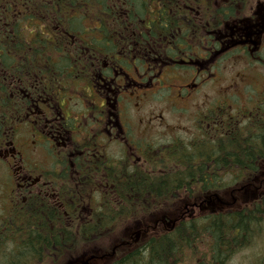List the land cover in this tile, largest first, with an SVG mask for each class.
Instances as JSON below:
<instances>
[{
  "label": "flooded vegetation",
  "instance_id": "obj_1",
  "mask_svg": "<svg viewBox=\"0 0 264 264\" xmlns=\"http://www.w3.org/2000/svg\"><path fill=\"white\" fill-rule=\"evenodd\" d=\"M117 1L121 14L89 16L64 45L55 15L26 23L24 13L0 15V228L38 245L40 254L18 256L30 264H74L75 229L99 225L116 239L128 199L138 211L141 196L184 181L188 162L204 185L196 202L183 200L185 215L216 214L237 201L235 191L229 202L207 189V181L233 176L220 173L225 160L244 166L245 181L264 182V144L255 162L249 143L235 141L264 96L255 103L199 93L235 52L259 59L264 0H137L149 6L144 14L129 8L134 0ZM218 148L227 157L207 152ZM89 254L81 264L106 256Z\"/></svg>",
  "mask_w": 264,
  "mask_h": 264
},
{
  "label": "trees",
  "instance_id": "obj_2",
  "mask_svg": "<svg viewBox=\"0 0 264 264\" xmlns=\"http://www.w3.org/2000/svg\"><path fill=\"white\" fill-rule=\"evenodd\" d=\"M1 1V0H0ZM15 1V0H13ZM14 2V4H3L0 2V15L2 14H20L24 13L28 16L25 18L24 23L30 22L32 19H38L39 16L42 20L49 22L53 20V15L56 16L55 20L57 22L58 31H62L61 34H58L59 45L65 44V38L72 29L73 31L83 30L81 27L84 21H87L89 16L98 15V14H107V15H119L122 13V8L124 7L121 2L117 0H27L23 4ZM133 6L129 8H134V12L137 14H144L148 5H141V2L134 0ZM171 7L176 8L175 5H165L166 10ZM207 7H210V4H207ZM6 8L8 11H6ZM220 8V7H219ZM218 8V12L220 9ZM36 16V17H34ZM34 17V18H33ZM15 21V20H10ZM4 19L0 18V30H3ZM43 25V24H42ZM264 64V63H263ZM264 66V65H263ZM263 105H260L255 110V113L249 118L245 125L249 128L245 134L241 136L235 135V141H245L248 142L251 146L250 154L254 155L253 161H258V156L260 155L261 149L258 145L262 142L264 144V98L261 101ZM13 118H9L10 123L12 124ZM242 136H245L242 137ZM241 147H234V150L238 151L240 154ZM205 150H202L204 154ZM209 154L214 153L218 157H227L226 154L222 153V149L218 148L216 151H207ZM242 155V154H240ZM204 156V155H202ZM213 156V155H212ZM190 158L194 157L189 156ZM222 165L223 174L233 173L234 183L240 184L245 183L244 178L241 174L243 173L242 165L229 166L227 160H225ZM194 163L188 162V168L185 171H182L179 174L182 177H185L184 181H168L167 188L162 190L159 194H152L149 191V212L153 207V211L161 210L167 201L171 200L173 193L178 192L179 194L188 193L190 197L195 196L197 191L200 188V185H204L202 181L197 182L196 175L202 174L199 170H192ZM205 166V165H204ZM202 166V169L205 167ZM259 170V165H250L249 166V175L252 176L256 171ZM205 172V171H204ZM195 176L192 177V176ZM249 179H252L250 177ZM208 184L207 188L211 189L215 187L223 186L226 182L217 181L213 185ZM229 182L228 188H233L235 185H230ZM250 183V182H249ZM156 182L154 181V185ZM254 184V183H252ZM212 187H211V186ZM150 186V181H149ZM151 187H149V190ZM142 197L145 198V195ZM257 197H260L257 195ZM196 198V197H195ZM261 200V201H260ZM259 201L251 203L249 206L244 205L240 210H234L232 212L218 213L217 217L212 219H207L206 221L210 223L207 228L203 230L199 226V221L192 219L186 223L190 225L182 224L175 226L173 229H168L164 231L162 229L157 230L155 235H148L143 237L141 244L137 245L135 249L128 250L124 255H121L118 259L113 261L112 264H178L182 259L183 248L191 246L189 239L197 238L194 242L193 247L198 246L197 243H201L203 237L206 235L212 238V244L210 247V255L214 257V262L217 264H226L227 261L239 250L248 246L254 237L260 235L264 232V197L260 198ZM138 215V214H137ZM126 216L131 217V213H125L123 218ZM168 217V215H165ZM163 219H159V222L162 223ZM38 232V230H34ZM34 232V235L31 236V239L38 243V234ZM102 232H108L99 225H91L85 229L74 230V235L72 239V244L75 248L79 247L80 243L86 242L84 244L92 243L95 239L101 237ZM202 232H207L208 234L202 235ZM94 236V239L90 240V237ZM58 247L61 248V252H65L67 240L65 236L60 240V237L57 238ZM11 245H3L0 249V254H5L11 249ZM11 252H19L20 255L25 252L40 254L42 251H38V245L33 244V242L23 244L21 248L13 247ZM22 251L20 252V250ZM50 249V248H49ZM9 264L12 261H15V258L8 257Z\"/></svg>",
  "mask_w": 264,
  "mask_h": 264
},
{
  "label": "rangeland",
  "instance_id": "obj_3",
  "mask_svg": "<svg viewBox=\"0 0 264 264\" xmlns=\"http://www.w3.org/2000/svg\"><path fill=\"white\" fill-rule=\"evenodd\" d=\"M260 53L264 60V48ZM218 69L219 71H214V74L218 73L217 78L215 77V81L205 86V88L203 87V90L199 92L200 94L216 96L228 93L236 97H239V95L241 97L247 95V97L251 98L250 100L255 103H257L258 100H261L264 96V66L260 62L253 61L242 52H235L232 57L222 60V64ZM211 79H213V77L208 76V80ZM235 99L238 100V98ZM262 185L264 186V182L261 183V186ZM249 191L248 194L243 193L239 196L240 205H248L252 202L251 196L255 189L250 187ZM228 201L230 202L231 199L228 198ZM176 205V217L174 219L178 218L183 212H185L183 206L185 205L184 203L179 201L176 202ZM161 215L162 214H153L152 218L149 219V226L153 227L154 222ZM168 216L173 217L174 214L170 213ZM188 216L194 217L199 215L196 213L195 215L189 214ZM137 226L130 225L122 228L120 232H117L116 239L114 233L103 234L99 240L97 239L92 243H88L90 246L88 248H86V244H84L86 242L80 243L79 247L76 248L79 257L75 258L74 264H81L82 261L89 260V253L97 250H100L105 254L106 259H104L103 262L95 261L93 264H112L113 261L118 259L121 255H124L128 250L135 249L137 245L144 242L142 240L138 243V237L135 233L139 230L140 226ZM146 226L147 225L142 224L140 228ZM120 238L121 240H126V242H120ZM203 238L208 239V236L206 235ZM92 239H94V236L90 237V240ZM85 251L86 253L84 254ZM206 252H208L207 241H201L196 247L189 246L183 248V254L191 255L193 261L190 262L186 256H182V259L178 264H217L207 257ZM226 264H264V235H258L250 247H244L237 251L234 261H227Z\"/></svg>",
  "mask_w": 264,
  "mask_h": 264
}]
</instances>
